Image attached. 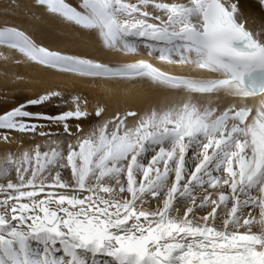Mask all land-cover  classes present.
I'll list each match as a JSON object with an SVG mask.
<instances>
[{
  "label": "snow or ice",
  "instance_id": "obj_1",
  "mask_svg": "<svg viewBox=\"0 0 264 264\" xmlns=\"http://www.w3.org/2000/svg\"><path fill=\"white\" fill-rule=\"evenodd\" d=\"M32 7L43 10L35 26L58 21L133 59L52 48L0 20V47L16 64L179 95L109 110L50 89L0 112V264H264V0ZM54 100L71 107L29 110ZM14 134L43 142L13 152Z\"/></svg>",
  "mask_w": 264,
  "mask_h": 264
},
{
  "label": "bare ground",
  "instance_id": "obj_2",
  "mask_svg": "<svg viewBox=\"0 0 264 264\" xmlns=\"http://www.w3.org/2000/svg\"><path fill=\"white\" fill-rule=\"evenodd\" d=\"M27 1L28 0H26L25 2ZM25 2L23 1V3ZM248 2L254 4L256 0H248ZM30 3L31 1L29 0L26 5L23 4V7L21 8H25V6L28 7V5H30L29 8H32L30 10L33 11V7H31L32 3ZM8 4L9 3H6L5 1H0V9L2 7L7 8ZM20 6L14 8L20 9ZM29 8L27 9L29 10ZM38 10L40 11L42 9L38 8ZM13 11V15L15 18H12L11 20L6 19L9 23L15 24V20L16 24H19L22 28L29 31L38 41L52 48H60L71 52H79L81 54L87 55L89 57H94L105 62H111L115 60H118L120 62H131V60L133 59H125V55L121 53L104 49L97 39H79L78 33H74L73 30L66 28L58 21L46 19L45 22L41 23L39 26H35L32 17L23 19L24 15L27 16V13H22L21 15L23 17L19 18L21 17V15L16 13L15 10ZM17 19H22L21 21L23 22L18 21ZM0 20L5 19L1 17ZM18 58H20L18 54L0 47V72L3 73V76L4 74H6L5 77L8 78L11 76L15 78L17 76L22 77V84L31 91L39 87L48 90L49 88L56 86H60L64 89H70L72 90L71 92H73L71 95L78 94L81 96H85L88 98L90 103H95V101L98 99L101 100L109 106V110L115 108L118 104L124 103L125 101L130 103L132 107H135L137 109H144L154 102H159V100H161L165 96L179 95L167 93L161 89L152 88L148 84L130 85L127 83H119L105 86L102 83H91L88 81L78 80L65 75H59L53 72L45 71L23 60L20 64H16L15 60ZM141 58L148 59L149 62L153 63L154 65L161 67L162 69H167L174 74H180V72L184 70H186V73L189 75L197 72L196 69L188 65H167L157 60L155 56L148 57L146 54H142L139 57H135V59ZM12 79L9 78V80L11 81ZM63 95L65 99L70 100L71 95H65L64 93ZM47 105L51 106L49 108L50 111L48 112L50 114L55 113L59 110H67L71 107L70 103L66 104L58 100H54L52 103H46L44 106ZM14 140L18 142L29 141L30 137L14 134Z\"/></svg>",
  "mask_w": 264,
  "mask_h": 264
},
{
  "label": "rangeland",
  "instance_id": "obj_3",
  "mask_svg": "<svg viewBox=\"0 0 264 264\" xmlns=\"http://www.w3.org/2000/svg\"><path fill=\"white\" fill-rule=\"evenodd\" d=\"M0 1H5L6 3H10V0H0ZM23 1L25 2L26 0H23ZM23 1L22 0H17V3L19 5L22 4L20 6V9H18V8L15 9L14 7H7V8L2 7L0 9V18L2 17L4 19H9V20H11L12 18H15L14 15H13V13H14L13 10H15V12L18 13V14H20V15L22 13L23 14L24 13H27V16L24 15V17H23L21 15V17H19V18H22L23 17V19H27L28 17H32L33 18V14H35L37 16H39V15L42 14V10L39 11L38 8H33V11L30 10V9H32V8H29L30 5H28V7L25 6V8H21V7H23V4L26 5V3L29 0L27 2H25V3H23ZM30 1L32 3V0H30ZM27 8H29V10ZM24 11H26V12H24ZM25 16H26V18H25ZM17 20L18 21H21L22 19H17ZM14 22L16 24V21L15 20H14ZM21 22H23V21H21ZM121 54L125 55L124 53H121ZM115 57H117V56H115ZM128 58L130 59L132 57L125 55V59H128ZM111 63H123V62H120L118 60H115V61H111ZM0 73H2V72H0ZM180 74H187L186 73V70L181 71ZM5 75L6 74H4V76H3V73L0 74V76H3V77H0V112H3L4 110L10 109V108L16 106L17 104L26 101L27 99L35 98L39 94H42L45 91H47V90H45V89H43L41 87H39V88L34 89L33 91H31L28 88H26V86H24L22 84L23 83V79H17L15 77H12L11 76L13 78L12 79L11 77H9L10 79H12V81H11V80H9L8 77H5ZM50 89L51 90L60 91V92H62V94L64 93L65 95H71L73 93V92H71L72 90H70V89H64V88H62L60 86L51 87L48 90H50ZM150 106H148V107H150ZM50 107L51 106H49V105H47V106L42 105V106L30 107L29 110L30 111H44V112H47L48 113L50 111L49 110ZM50 130L51 131H56L55 126H52L50 128ZM37 137H35V138L30 137V140L29 141H20V142L15 141V143L12 144V145H10L9 147H10V149L13 152H18V151H20L22 149V147H27V146H30V145H34L35 143H42L43 140H41L40 137H38V138ZM4 151H5L4 145L3 144H0V156L3 155L2 153Z\"/></svg>",
  "mask_w": 264,
  "mask_h": 264
}]
</instances>
